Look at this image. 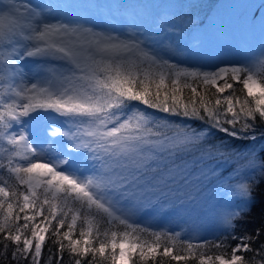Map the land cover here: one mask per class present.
<instances>
[{
    "label": "snow or ice",
    "instance_id": "obj_1",
    "mask_svg": "<svg viewBox=\"0 0 264 264\" xmlns=\"http://www.w3.org/2000/svg\"><path fill=\"white\" fill-rule=\"evenodd\" d=\"M215 11L0 0V172L12 179L0 183V258L264 264L260 231H236L264 183V0L234 21L237 59L184 66L212 44ZM154 216L211 223L213 239L141 223ZM49 240L58 255L45 261Z\"/></svg>",
    "mask_w": 264,
    "mask_h": 264
},
{
    "label": "rangeland",
    "instance_id": "obj_2",
    "mask_svg": "<svg viewBox=\"0 0 264 264\" xmlns=\"http://www.w3.org/2000/svg\"><path fill=\"white\" fill-rule=\"evenodd\" d=\"M98 2L105 5H159L166 3L176 6H179L181 3L198 2L206 4V6H213L216 10L214 12V15L216 16V24L212 44L206 49L203 55L189 58H179L183 61L184 66H194L209 70L217 65H222L237 59V57L230 53L236 50L242 38L234 31V21L245 11L246 5L250 3H258L259 0H98ZM207 2H210V4H207ZM32 3L37 4L39 3V0H32ZM206 11L207 9L202 10L201 15L203 16V13ZM111 28L119 31L120 24H113ZM246 39L248 40L249 46L255 48L261 40L259 30L248 34ZM3 59V56L0 57V62H3ZM4 180H9L10 182L11 177H9L6 172H0V183ZM145 220H150L149 223L153 224L156 221L159 222L160 219L158 216H154L146 218ZM210 224L211 223H205L198 227H193L191 224H187V231L191 232V236L194 239V236H197V231H207Z\"/></svg>",
    "mask_w": 264,
    "mask_h": 264
},
{
    "label": "trees",
    "instance_id": "obj_3",
    "mask_svg": "<svg viewBox=\"0 0 264 264\" xmlns=\"http://www.w3.org/2000/svg\"><path fill=\"white\" fill-rule=\"evenodd\" d=\"M2 57V56H0ZM241 85L236 84L235 85V95L241 96V98L243 99V93L241 92ZM2 90V88H0V91ZM232 94L230 91H226L224 93L225 96ZM185 97L187 98L190 93L188 91H185ZM209 95L211 96V98L215 99V89H211ZM151 111V110H149ZM157 116H162V113H156ZM174 120H178L179 118H172ZM219 135V134H217ZM10 182H12V179L10 180ZM6 207V206H5ZM18 211V209H17ZM23 215V214H21ZM3 216V212L0 211V217ZM150 220H142L141 223L144 224H150L149 223ZM20 223H23V221L21 220ZM153 227H164L165 229H171L172 231H179L181 232L182 238L184 239H190L192 240L193 243L199 242L201 239H207V240H212L213 237L211 235L212 230H213V226L210 224L208 226L207 231H197V236H194V239L191 236V232L187 231V224H184L176 219H165V220H159V222H154L153 224H151ZM102 229L103 227H106V225H102L101 226ZM257 230L260 231V237L261 239H264V183H261L255 190L254 192V200L251 206V212L242 220L239 222V227H237L236 231L238 234H243L245 232L247 233H255L257 232ZM79 232V226L77 228V233ZM3 238L2 236H0V252L3 251ZM235 243V242H233ZM254 248H258L259 247V241H257L256 244L253 245ZM9 253L11 252V246H9L8 249ZM216 249H212L211 252L209 254L215 253ZM228 252L230 254V249H228ZM51 255H58V253L56 252V248L55 245H53V243L51 242V240L48 241V243L45 245V249L43 252V257L44 260L47 261L49 256ZM64 259L62 261V264H74V260L76 259L75 257H71L69 256V254L67 253V251L64 252ZM246 255V257H253V253L249 252L244 254ZM257 261H259L260 259H264V251L261 252L260 256L255 258ZM93 258L91 256H88L84 259L83 264H88L89 261H92ZM0 264H11L10 260L7 259H3L0 258ZM21 264H23V262H21ZM53 264H56V262L54 261ZM93 264H109V261H102L99 256H97V258L93 261ZM137 264H140V262L137 259ZM148 264H152V261L149 260ZM156 264H176V262L171 261L169 258H158L156 261ZM181 264H183V262H181ZM187 264H196L195 260H189L187 262Z\"/></svg>",
    "mask_w": 264,
    "mask_h": 264
}]
</instances>
